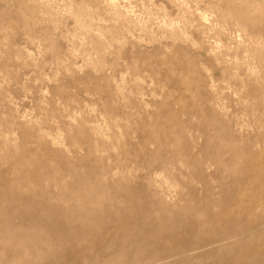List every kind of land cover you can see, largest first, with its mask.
I'll list each match as a JSON object with an SVG mask.
<instances>
[{"label":"rangeland","instance_id":"1","mask_svg":"<svg viewBox=\"0 0 264 264\" xmlns=\"http://www.w3.org/2000/svg\"><path fill=\"white\" fill-rule=\"evenodd\" d=\"M0 264H264V0H0Z\"/></svg>","mask_w":264,"mask_h":264},{"label":"bare ground","instance_id":"2","mask_svg":"<svg viewBox=\"0 0 264 264\" xmlns=\"http://www.w3.org/2000/svg\"><path fill=\"white\" fill-rule=\"evenodd\" d=\"M251 202H253V201H251ZM171 220L168 218L167 220H166V222L169 224V225H171V222H170ZM121 222V221H120ZM169 227V226H168ZM176 229V231L175 232H171L170 230H169V228H167V226H166V224H160V225H157L156 226V231L154 232V233H152V235H151V237H155V244H157L158 242H160L159 240H158V238H159V236H163V235H167L168 236V238L170 237V236H180L181 235V232L180 231H178L177 230V228H175ZM144 232H145V230H142V229H140V231L138 232V235H144L145 236V234H144ZM221 237H218V238H216L215 239V241H212V243L213 242H217L219 239H220ZM211 243V244H212ZM207 243H204L203 241L202 242H196L195 244H191V243H187L186 244V248L184 247V251H186V250H192V249H195V248H198V247H203V246H205Z\"/></svg>","mask_w":264,"mask_h":264}]
</instances>
